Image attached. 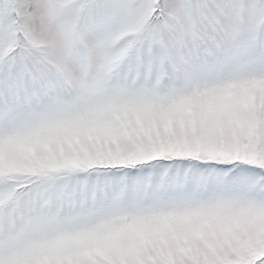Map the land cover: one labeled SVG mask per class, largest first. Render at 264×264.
<instances>
[{"label": "snow or ice", "instance_id": "obj_1", "mask_svg": "<svg viewBox=\"0 0 264 264\" xmlns=\"http://www.w3.org/2000/svg\"><path fill=\"white\" fill-rule=\"evenodd\" d=\"M0 264H264V0H0Z\"/></svg>", "mask_w": 264, "mask_h": 264}]
</instances>
